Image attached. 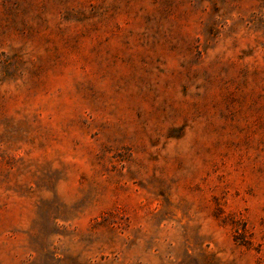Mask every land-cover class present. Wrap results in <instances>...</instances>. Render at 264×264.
I'll return each instance as SVG.
<instances>
[{"label": "rangeland", "instance_id": "obj_1", "mask_svg": "<svg viewBox=\"0 0 264 264\" xmlns=\"http://www.w3.org/2000/svg\"><path fill=\"white\" fill-rule=\"evenodd\" d=\"M0 264H264V0H0Z\"/></svg>", "mask_w": 264, "mask_h": 264}]
</instances>
